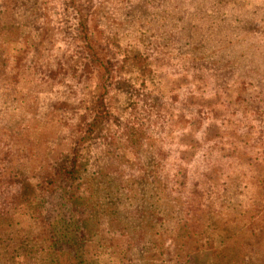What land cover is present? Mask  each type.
Instances as JSON below:
<instances>
[{
	"label": "rangeland",
	"instance_id": "rangeland-1",
	"mask_svg": "<svg viewBox=\"0 0 264 264\" xmlns=\"http://www.w3.org/2000/svg\"><path fill=\"white\" fill-rule=\"evenodd\" d=\"M5 6L7 10L0 12V81L6 82L11 90L22 86L35 94L34 88L38 80L43 83L45 77L55 79L58 73L45 71L41 64L37 66L36 63L39 62L36 57H33L30 64L28 62V51L21 49L24 46L29 47L32 38L29 35L31 31H28V29H34L35 32L40 34V41L45 46L44 51L49 50V46L54 47L55 29L50 25L41 26L36 23L37 19L45 15L40 11L39 0H5ZM21 9L24 10L21 15L25 17L28 13H31V16L28 15V18L21 21L17 16ZM128 14L130 16L134 15V10H130ZM23 26L24 28H22ZM42 27L43 31L41 30ZM45 34L49 36V40L44 39ZM119 39L117 34L109 37L107 43L103 44L112 51L114 48L120 50ZM171 39L173 38L164 42L163 46L165 48L169 47ZM188 41H193L191 32L188 33ZM141 42H143V38H141ZM21 44H23V47L19 46ZM206 48L207 45L203 38H197L196 42L193 43V46L189 49L194 57L193 67L214 69L216 86L224 89L227 95L231 97L228 85L236 76L238 64L235 62V58L233 60L223 57L221 60L206 59L205 57L214 55V53L206 52ZM81 51V48H79V60L75 64H70L72 75L79 74L80 82H83L85 78L90 81L93 74H96L100 80L98 85L100 90L93 96L92 104L89 106L90 110L86 118L89 119V116L94 118L97 111L101 109L97 100L103 81L104 83H107V81H101V68L85 64ZM114 53L116 52L114 51ZM180 54L185 55V50L180 49ZM37 56L43 58V53L41 55L37 54ZM145 58L139 51H133L130 55L125 56L124 62L120 63V67L116 72H118V75H123L125 72H131L139 68L141 75H147L149 70ZM73 59V57H69L68 61ZM141 60H144V64L139 63ZM80 63L84 65L83 73L79 72L78 65ZM10 65L11 72H9ZM23 65H26L24 71L22 70ZM121 65L124 67L121 68ZM103 70L105 71V69ZM21 73L24 79L20 82L21 85H18L22 76ZM65 75H67V72H65ZM247 75L249 73L241 74L238 87L235 89L238 93L235 104L239 107H234L233 102L230 100L228 111H233L232 113L235 115L240 112L241 108H244L245 115L248 111H254L256 118L264 122V113L260 112L261 101L248 91L250 85L244 79ZM105 78H108V74L105 75ZM198 78L203 79V77ZM114 89L128 94L129 97L139 91L127 80L117 81L114 84ZM109 96L110 94L107 98L111 103V110L115 107L121 114L128 112L129 109L133 110L135 106L134 102H126L122 106L119 104L118 97L110 99ZM173 99L178 100L179 97L174 96ZM156 104H159V98H157ZM64 110L65 108L54 106V114L46 118L47 127L54 134V141L50 145L47 144L39 154L23 155L17 153L11 158L2 160L0 188L16 181L22 192H25V186H29L30 192V195L26 194L22 200L25 210L21 211L19 217L21 224H14L17 226L12 227L11 234L15 243L24 241L27 233L35 232L42 235V227L39 223V215L42 212V199L36 184L34 185L36 183L34 172H38L44 167L52 168L53 163L65 154L64 151L60 150L63 141L60 140L58 134V125L65 123L59 115ZM216 113L217 116H224L221 112ZM103 120L95 137L84 143L78 154L73 152V158L70 159L73 162L69 164L76 166L82 172L83 182H72L67 198H70L73 205L93 204L99 198V206H103L105 203L107 211H110L113 207L116 209L117 206V209L124 208L122 221L127 222V225L131 228L126 233H121L128 234L121 237L122 239L114 243V246L102 242H98L94 246L92 242L90 245L92 253L90 254L93 255L95 250L96 253L91 256V264H101L102 258L96 257L98 251H103V254L109 252L110 255L113 252L114 257L121 259V263L115 261L108 262L109 264H264V250L257 254L258 261L256 262L251 261V258L254 257L250 255L249 251L239 254L235 251L243 237L238 233H248L246 228L249 226L248 221L252 222L254 218V205L259 212L264 209H260L262 207L257 202L254 205H249L248 202L259 200L260 195L264 193L262 171L264 163L260 160V157L264 155V144L261 147L264 141V130L261 131V135L254 142L251 140L252 149L247 148L243 152L236 145V142L229 141L233 144V147L226 149L224 144L225 149L217 152L219 155L213 162L207 163L204 159L201 160L200 167L210 165L212 170L216 169L214 173L216 178L209 180L203 186L201 180H196L190 186L188 176L185 177V173L182 174L181 179L173 184L167 175L162 174L160 160H157L156 156L151 153L146 154L143 148L136 149V146L134 148L128 146L126 156L117 154L115 150L109 151L114 142L126 146V142L121 141V138L125 137L127 133L114 130L113 126H115V129H119L124 121L121 120L120 115L114 114L113 110L111 115ZM251 131L250 128L249 132L243 136L250 138ZM81 135V131H79L77 133V146ZM148 135V131L144 129L143 141ZM52 144H56L55 149L52 148ZM218 144L211 143L210 146L218 147ZM94 145L99 150L95 157L92 156ZM101 145L104 146L101 147ZM76 148H73V150ZM103 152H106V154L103 155ZM131 155H135L140 159L133 161L130 158ZM145 155H147V161L140 162ZM160 157L161 160L167 159L162 149L160 150ZM192 160H194L193 156L189 161L192 163ZM63 161H67V159L64 157ZM131 162L138 163L131 168L129 176L124 177L126 169L123 166L131 164ZM211 163L213 164L211 165ZM245 166L252 173L250 178L246 173L243 174L242 178V175L237 171ZM197 171H199V167ZM208 173L210 172H207L206 175ZM225 176H227L226 180L224 179ZM245 180H248V184L244 183ZM134 182H138V184ZM105 186L111 188L112 194H109ZM29 196L30 198H28ZM131 200L135 204H129ZM162 215L167 219L166 223H164V220L159 219ZM30 221L33 223H30ZM151 223H155V229L149 226ZM23 225L29 226V229L26 230ZM98 229L99 227L96 232L93 231L94 237L97 240H102L101 229L100 231ZM138 233L139 236L132 237L133 234ZM34 239H36L35 236ZM2 240L3 237L0 234V245ZM169 240L172 241V245H168ZM103 264H107V261H104Z\"/></svg>",
	"mask_w": 264,
	"mask_h": 264
},
{
	"label": "clouds",
	"instance_id": "clouds-1",
	"mask_svg": "<svg viewBox=\"0 0 264 264\" xmlns=\"http://www.w3.org/2000/svg\"><path fill=\"white\" fill-rule=\"evenodd\" d=\"M39 5L45 15L36 23L55 29L54 47L49 46V50L43 52V58L38 57L35 51L29 52L28 62L31 64L33 57H36L45 71L58 75L55 79L45 77L43 83L38 80L34 88L36 95L31 97L30 102H36L38 97L41 117L45 112H53L54 106L65 108L59 114L65 123L59 125L58 134L63 141L60 150L66 154L77 147V126L83 123L81 118L89 113L92 98L100 90V80L96 74L90 81L85 78L80 82L79 74L73 76L70 71V64L79 60L78 49L83 47L80 25L85 19L89 36L101 43H107L109 37L119 35L121 49L114 48L113 51L120 63L133 51H139L147 58V75H141L137 68L115 76L117 81H130L139 90L138 93L129 97L124 92L112 89L109 98L118 97L122 106L126 102L135 103V112L129 109L121 114L115 107L112 110L120 115L122 121L137 128L143 125L148 131L142 148L146 154L151 153L160 160L162 174L167 175L173 184L187 171L190 186L196 180H201L203 186L201 173L211 172L212 169L211 166L199 167L198 162L205 159L210 147L206 141L211 125H218L225 134L222 142L226 149L233 147L228 142V133L233 130L243 136L251 128L253 142L264 130V122L256 118L254 111H248L245 115L244 108H241L236 117H231L235 121L232 124L225 116L217 119L215 115L216 112H227L230 100L234 107H239L235 104L238 94L235 89L242 73H249L244 77L250 85L248 91L261 101L260 112L264 113V0H39ZM6 10L5 0H0V12ZM130 10H134V15L128 14ZM23 11L21 9L17 13L21 21L25 18L21 15ZM28 15L31 16V13ZM28 31L32 32L33 39L40 35L34 29ZM189 32L193 35L192 42L188 41ZM170 38L173 39L165 48L164 42ZM197 38L204 39L206 52L214 53L206 59L235 58L238 64L236 76L228 85L231 97L216 86L214 69L193 67L194 57L189 49ZM19 46L23 47V44ZM180 49H184L186 54L181 55ZM69 57L74 59L68 61ZM78 67L79 72L83 73V63ZM9 93L11 88L0 81V129L9 120L18 121L25 116L28 120L33 119L25 111L22 101L13 103L8 99ZM174 96L179 99L174 100ZM157 98L159 104H156ZM113 128L120 133L125 130L123 127ZM5 141H8V137L0 133V153L12 148L11 143L6 148ZM238 147L245 150L242 144ZM52 148L55 149L56 144H52ZM161 149L167 159L161 160ZM98 151L94 145L92 156L95 157ZM193 154L196 161L188 163ZM130 158L133 161L140 159L135 155ZM260 160L264 163V155ZM146 161L147 155L140 160L142 163ZM237 171L242 178L245 173L249 178L252 175L247 166ZM244 183L248 184V180ZM168 245H172L171 240Z\"/></svg>",
	"mask_w": 264,
	"mask_h": 264
},
{
	"label": "trees",
	"instance_id": "trees-1",
	"mask_svg": "<svg viewBox=\"0 0 264 264\" xmlns=\"http://www.w3.org/2000/svg\"><path fill=\"white\" fill-rule=\"evenodd\" d=\"M28 17L29 16L27 15L24 19ZM24 26L22 28H24ZM80 29V39L83 44L80 53L82 54V58L85 59V64H88L91 67L101 68V81H107V83H104L103 81L102 89L97 100L98 106L101 107V109L97 111L94 118H91L90 122L89 119H86L88 115L81 118L83 123L77 127L82 135L79 138V144L75 150L72 149L70 154L64 152V156L59 157L56 162L53 163L54 166L52 168L44 167L38 172H34V178H36V183H34V185L36 184L42 199V212L39 215L42 235H38L35 232L27 233L24 241L22 240L21 242L15 243L11 231L12 227L17 226L14 224H21L19 222V217L21 211L25 210V208H23L22 200L26 194L30 195L29 186H25V192H22V190L19 189V184L16 183V181H12L7 186L0 188V234L3 237L0 245V264H18L19 262L21 264H91V256H94L96 253L95 250L93 255L90 254L92 253L90 248L92 242L94 246L98 242L114 246V243L119 242L118 240L122 239L121 237H125V235L128 234L121 233H126V231L131 228L127 225V222L122 221L124 208L117 209V206L116 209L113 207L110 211H107L108 209L105 208V203L103 206H99V198L96 203L89 205H73L70 198H67L72 182H83L82 172L76 166H71V164H69L70 162H73L70 161V159L73 158V152L78 154L82 145L91 141L95 137L99 126L104 121L103 119L111 115V103L107 96L110 94V91L114 89V84L117 82L115 76L118 75V72L116 71L120 67V61H118L115 56L116 53L99 40L89 36L90 30L86 19L81 21ZM67 34L71 35V32H68ZM29 35H31L32 38L29 47L24 46L21 50H27L28 53L35 51L37 54L41 55L45 46L42 45L39 37L33 39L31 32ZM48 37L47 34L44 35L45 40H49ZM146 59L147 58H145V60ZM139 63L144 64V60L139 61ZM36 64L37 66L39 65V63ZM122 67L124 66L121 65V68ZM25 68L26 65H23L22 70L24 71ZM102 68L105 69V71ZM106 74H108V78H105ZM21 75L19 83L24 79L22 73ZM19 83L18 85H21V83ZM22 89L24 88L19 86L18 88L11 90L8 99L13 103H16L18 100L22 101L25 105V111L29 115H32L33 119L28 120L27 116H25L18 121L9 120L5 123L4 128L0 129V133L8 137V141L4 142L5 147L7 148L9 143L12 144V148L0 153V168H2L1 164L3 159L11 158L17 153L23 155H29L32 153L39 154L47 144L50 145L54 141V134L48 129L46 123V118L54 114V111L51 113L45 112L41 117L38 97L36 102H30L31 97L36 94L28 89L27 92L22 91ZM64 105L66 106V102ZM135 111L136 105L133 108V112ZM232 112L233 111H228L223 113L228 119L229 124L235 123L231 117L237 116V114L235 115ZM215 115L217 116V113H215ZM219 118L220 116H217V119ZM122 126L127 135L121 138V141L126 142V146L114 142V145L110 147L109 151L115 150L117 151V154L126 156L128 153V146H133V148L136 146V149L142 148L141 145L144 142V128L143 125H141L140 128H137L135 125L125 121L121 127ZM238 127L239 125H237V128ZM228 135L230 137L229 141L236 142V145L242 144L245 146V150H242L239 147L243 152L246 151L247 148L252 149L251 137L247 138L241 135L238 136L235 130L228 133ZM223 136L224 133L218 125L213 124L210 126L209 136L206 143L211 145V141H217V139L218 141H221V143L218 144V147L213 145L207 149L204 159L207 163H210V161L213 162L218 157L217 152L225 149V143L222 142L224 140ZM263 144L264 141L262 142L261 147ZM102 154L105 155L106 152H103ZM64 157L67 161H63ZM193 159L192 163L196 161L195 154H193ZM137 163L138 162H131V164L123 166L126 169L124 171V177L129 176L131 168ZM188 163L191 162L189 161ZM198 164L200 167V161ZM212 164L213 163H211V165ZM215 171L216 169L214 168L207 175V172H204L205 174L201 173L205 180L203 184L216 178V176H214ZM262 171L264 177V169H262ZM184 173L186 175L185 177H187V171ZM98 176L100 177V175ZM1 178L2 176H0V180ZM134 183L138 184V182ZM105 189L109 194L111 193L110 187L105 186ZM28 198H30V196ZM248 202L249 205H254L257 202L262 207L260 209H263L264 193L260 195L259 200ZM129 204L133 205L135 203L131 200ZM253 208L255 209L254 218L252 219V222L248 221L249 226L246 228L248 233H238L243 237H240L241 242L235 251L238 254L243 253L244 251H249L250 255L254 257L251 258V261L256 262L258 261L256 258L257 254L264 250V209L262 212H259L255 205ZM116 210L117 213L115 214ZM159 219L164 220V223L167 221L164 215L160 216ZM30 223L33 222L30 221ZM149 226L154 229L156 228L155 223H151ZM28 227L29 226L23 225V228L26 230L29 229ZM98 227V231L101 229L102 240H97L93 234V231L95 230L96 232ZM132 229L136 230L134 228ZM34 236L36 239L33 240ZM134 236H139V233L132 235V237ZM103 253V251H98L96 256L102 258L101 264H103L104 261H107V264H109L108 262L111 263L115 261L121 263V259L114 257L113 252L111 255L109 252H106L105 254Z\"/></svg>",
	"mask_w": 264,
	"mask_h": 264
}]
</instances>
